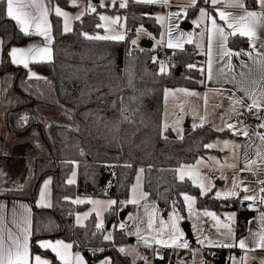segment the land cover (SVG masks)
<instances>
[{"label":"crops","instance_id":"0c3cea01","mask_svg":"<svg viewBox=\"0 0 264 264\" xmlns=\"http://www.w3.org/2000/svg\"><path fill=\"white\" fill-rule=\"evenodd\" d=\"M199 1L132 0V3L155 6L152 16L160 27L156 39L140 28L136 31L133 42L138 44L141 39L151 40L152 47H164L171 54L190 44L198 54L204 56L202 88L170 87L179 89V92H165L170 88L164 89L161 127L163 132L170 130L176 138H181L187 128L194 129L204 125L217 132L229 134L227 137L211 140L206 147L212 153L197 159L209 160L216 167V186L204 195L228 201L227 208L205 210V213L214 215L210 219L203 218L209 221V237L202 233V221L198 237L190 223L189 225L194 245L197 247V259H201L205 252H213L223 247L222 245L229 244L231 248L224 247L227 251V264H242L245 254L242 250L249 237L259 236L264 240V212L256 211L254 206L248 208V201L245 199V195L254 187L255 203L264 204V0L260 1L261 4L257 0H215L213 3H210V0ZM225 1L227 3H224ZM69 2L70 0L68 4ZM114 2L118 4L116 0H98L97 3L93 2L94 4L86 2L83 15ZM5 3L7 17L28 36L21 44L9 48L8 60L12 66L25 70L27 85L32 88L26 86L28 92H43L37 89L41 86L49 87L50 84L45 72L33 65L52 61L51 16L61 18L62 31L67 33L70 29L64 26V13L69 9L60 7L54 0H5ZM128 4L124 0V9ZM191 9L195 10L190 15ZM156 41L158 44L154 45ZM1 61L0 37V63ZM168 70V66L166 71L159 67L160 72L167 73ZM2 91L4 79L0 78V264H87L82 251L74 250L72 244L61 237H43L35 229V239L32 240L34 208L51 207V181L50 188L41 199L39 192L37 197L35 196L36 200L33 197L28 198V194L21 195L28 188L26 183L32 175L31 166L34 159H28V152L32 153L34 150L30 140H27L29 136L20 137L8 130L7 119L13 111L11 100L16 101L20 97L11 89L4 99ZM7 100L8 103H5ZM247 106L259 109L256 125L233 120V116L244 111ZM25 122L26 118L22 117L20 124ZM223 161H227V164L234 163V169L230 170L232 175L228 176L224 171L218 170L224 167ZM194 163L176 168V179L188 180L195 186L193 179L186 174V167ZM74 168L77 171L76 163L73 170ZM23 171L26 176L21 175ZM9 175L13 176V179H10ZM6 179L9 181L2 186ZM12 181L15 182L13 185L10 183ZM142 184L143 168L139 167L128 197L119 204L120 212L125 210L127 214L117 225V229L125 231L132 243L129 244L128 240L115 248L132 262L143 264L144 257L148 264H154L161 259L155 256L154 249L148 246L182 248L190 243L178 227L169 236L155 238V241L143 233V221L146 220L147 225L156 222L157 213L161 214L162 208L143 191ZM225 187L227 190H223ZM227 191L230 195H222ZM186 196L187 194L182 195V203ZM79 197L83 203L78 206H83L80 211L86 213V216L77 222L76 212V215H73L74 225L84 226L86 221L93 217L95 229L104 225L105 228L98 232H102L106 240H111L112 232L110 229L106 230L104 215L114 206V199L94 197L108 200L98 204L97 208H91L90 203H86L82 198L85 196H77L69 199L71 205L75 206L73 202ZM173 212L178 215L181 224L187 222L185 209L182 215L179 207L173 204L169 214ZM250 213L252 215L247 220L240 219ZM124 224L127 225L126 228H122ZM216 232L228 233L230 236L225 239L220 234L216 236ZM127 248L139 249L142 257L131 259L126 254ZM94 251L95 249H90L91 253ZM258 251L264 252V248ZM96 264L111 263L109 258H102Z\"/></svg>","mask_w":264,"mask_h":264},{"label":"trees","instance_id":"16d2710c","mask_svg":"<svg viewBox=\"0 0 264 264\" xmlns=\"http://www.w3.org/2000/svg\"><path fill=\"white\" fill-rule=\"evenodd\" d=\"M54 1L70 9L69 0ZM155 9V6L136 3L126 6L121 13L127 32L125 42L133 41L140 28L152 38H158L160 27L152 16ZM194 10H190V15ZM101 13L115 14L108 7H97L93 13L75 21L67 33L62 31L61 18L51 16L52 61L33 65L45 72L53 88L54 100L49 102L27 91L25 70L12 66L8 60L9 48L21 44L28 36L7 17L5 0H0V78L13 75L11 89L21 99L9 114L7 126L12 134L20 137L37 135L41 144L32 163L28 198H35L40 183L46 177L51 178V207L34 208L32 240L37 229L43 237H61L70 242L74 250L82 251L87 264H96L102 258H109L111 264H141L131 263L115 248L129 240L125 231L117 229L119 204L128 197L137 169L143 168V191L162 208L164 219L173 204L184 215L183 194L194 197L198 209H226L228 201L201 195L188 180L178 181L175 171L212 153L207 144L229 134L207 125L187 128L181 138H176L170 130L163 132L164 89L202 88L204 56L192 45H185L172 52L167 73L160 72L158 63L151 60V49L136 48L124 57V41L95 38L101 32ZM196 63L202 70L191 68ZM40 105L51 106L65 121L43 115L38 111ZM22 117L26 118L24 125L20 124ZM75 163L76 182L68 184ZM103 189L107 192L100 196ZM77 196L114 199V206L104 215L107 224L111 223V240L95 229L93 217L84 226L74 225L73 214L83 206H73L69 199ZM251 215L240 219L247 220ZM90 249L95 251L91 253ZM210 254L204 253L207 258H211ZM214 254L216 264L225 263L226 250ZM163 261L164 258L154 264Z\"/></svg>","mask_w":264,"mask_h":264},{"label":"rangeland","instance_id":"374dc122","mask_svg":"<svg viewBox=\"0 0 264 264\" xmlns=\"http://www.w3.org/2000/svg\"><path fill=\"white\" fill-rule=\"evenodd\" d=\"M116 1H118V4L116 2H114L109 6H105V7H108L109 9H111L113 12H115V14L112 15V14H106L105 13V14L99 15V18H100L99 27L101 28L102 31L100 33L96 34L95 38L103 39V40H113V41H123L125 39V35H124L125 34V20H124L125 18H123L122 14H121V13H124L123 11L125 10L124 9V6H125L124 0H116ZM214 1L215 0H210V3H213ZM260 1H262V0H257L258 3H260ZM86 2L93 3V0H70L69 4L71 6V9H69V11L64 13V21H65L64 26H65V28L68 26L70 30L72 29L73 21L80 19V17L84 14V10H85L84 5ZM224 3H227V1H225ZM137 37H138V35H137ZM157 44H158V41L154 42V45H157ZM136 48H138V47H136ZM151 60L153 62H157L158 67H160V69H164L165 71L167 70V66L169 67V65H170L168 60L156 61L155 59L152 58V56H151ZM196 62H198V61L196 60ZM191 68H194L196 70H198V69L202 70V67L198 63L193 64L191 66ZM14 78L15 77L11 74H7L3 78L4 79V91H3L4 92V99L6 98L5 94H8V95L10 94L9 91L12 88L11 86L13 84ZM27 87L31 88L30 86H27ZM37 90H39V91L42 90L43 92L38 93V92L33 91L31 93L36 94L38 97H43L45 100H47L49 102H51V100H54V92H53V88L51 85H49V87L48 86L47 87L41 86V88L40 89L38 88ZM169 90H171V91H169ZM169 90L166 89L165 92H179L178 91L179 89H177V88H170ZM20 100L21 99H18L16 101L11 100V102H12L11 103V109H14L16 107V105L18 103H20ZM5 103H8V100L5 101ZM38 111L42 114L49 116L53 120L60 121V122L65 121L63 119L62 114L60 112L56 111L55 109H53L51 106L40 105V107L38 108ZM242 124H244V123H242ZM248 125H250V124H248ZM29 137L30 138H27V140H30L31 146H32L34 151L32 153L28 152V159L33 160L38 155L39 151L41 150V144L39 143L37 135H32ZM229 156H233V155H229ZM223 163H224V165H223L224 167L220 168L218 170L224 171L226 174H228V176L232 175V172L230 170L234 169V167H235L234 163L228 162V164H227V161H223ZM30 165H31V163H30ZM215 168H216L215 165L211 161H209V160L205 161L204 159L197 160L193 165L186 167V170H188L186 174L189 175L193 179V181H194L193 183L195 186H197L199 188L201 195H204L205 193L210 192V189L214 188L216 186L215 184H216L217 175L215 174ZM202 173H204V174L206 173V174L203 175ZM21 175L26 176L24 174V171L21 173ZM180 175H182V174H180ZM9 177H10V179H13V176L9 175ZM8 181H9V179H6V181H4V182L2 181L3 182L2 186ZM50 181H51L50 177H46L40 183L38 190H37V194L39 192L40 199L43 197V194L47 193L48 188H50ZM75 182H76V169L74 168V170H72V172L69 175L67 183L74 184ZM10 183H11V185H13L15 182L12 181ZM26 185L28 186V188L25 190L24 194H21V195L28 194V196H29L31 193V187H30L31 179L26 183ZM13 188H15V187H13ZM223 190H227L226 187ZM253 190H254V187H251V190L249 191V193L245 195V199H246V201H248V204H247L248 208L253 207L255 204L256 197H255V194H253ZM37 194H36V197H37ZM222 195L228 196L230 194L227 191L225 194H222ZM80 198L81 197L76 198L75 201L73 202L75 206H78L79 204L83 203L80 201L81 200ZM82 198L84 199V201L86 203H90L91 208H97L98 204H102V202L104 203V201L108 200V199H99V198H94V197L89 198V196H85V198L84 197H82ZM35 200H36V198H35ZM183 204H184V209H185V213H186L185 219L188 223H190V225L192 226V230H193L194 234L198 237L200 230H201L202 219L204 217L210 219L211 216L214 217V215L210 214V213H205V212H207L205 210L197 209L195 206V199L192 196L187 195L183 199ZM74 214L76 215L77 222H79L81 219H83L86 216L85 215L86 213H84L83 211H75ZM155 221L156 222H154V223L150 222L149 225H147V224H145L146 220H144L143 221L144 222L143 229H142L143 233L147 237L150 236L149 239H154V241H155V238L160 239L161 237H163L165 235L169 236V234L173 233L177 227L181 230V223L179 222V217L175 212L169 214V216L166 219H163L161 214L157 213ZM73 222H74V220H73ZM252 232H254V229L252 230ZM219 234L224 236L225 239H228V237L230 236L228 233H217V232L215 233L216 236H220ZM249 234H250V232H249ZM154 236H156V237H154ZM183 238H184V236H183ZM222 246L225 247L226 249L231 248V245H229V244L222 245ZM263 248H264V240H261V237L250 236L248 243L246 244L245 248H243V250H242V251H245V254H244L243 260H242V264H264V252L258 251V250L263 249ZM125 251H126V254L131 259H136V258L138 259V258L142 257V253L139 252V249L127 248ZM119 254L124 255L120 252H119ZM142 260H143V264H148L144 257ZM131 263H135V262L131 261Z\"/></svg>","mask_w":264,"mask_h":264},{"label":"built area","instance_id":"2783aa9c","mask_svg":"<svg viewBox=\"0 0 264 264\" xmlns=\"http://www.w3.org/2000/svg\"><path fill=\"white\" fill-rule=\"evenodd\" d=\"M127 4L132 3V0H126ZM126 31V28H125ZM127 37V32L125 33V39L124 41V52L123 56H130L132 53V50L136 47L140 48L138 44L134 43L133 41H130L129 43L125 42ZM151 56L156 61L158 60H169L172 56L171 52L161 46H154L151 48ZM123 112V110H122ZM259 115V109L254 106H247V108L233 116V120L240 123H247V124H257V118ZM107 190L103 189L99 192L100 196H103L106 194ZM255 210L258 212H264V204L261 203H255L254 205ZM127 225H122V228H126ZM209 227V221L207 219L202 220V233L205 237L211 236V232L208 229ZM105 228L104 225H100L98 229L96 230H103ZM150 248L154 249L155 256H157L159 259H163L164 261L162 264H216L213 260V256H215V251H222L224 250V247H220L216 249L215 251L211 252L210 257H205L204 254H202L201 259H197L196 253H197V247L192 244H188L185 247H176V248H161V247H154V246H148ZM120 253H122L120 251ZM225 263L226 259L224 260Z\"/></svg>","mask_w":264,"mask_h":264},{"label":"water","instance_id":"95a60500","mask_svg":"<svg viewBox=\"0 0 264 264\" xmlns=\"http://www.w3.org/2000/svg\"><path fill=\"white\" fill-rule=\"evenodd\" d=\"M93 2H98V0H93ZM138 46L142 49H147V50H150L152 48V41L151 40H147V39H141L138 43ZM186 127H188V124L186 125ZM127 212L124 210V211H121L119 212L118 214V218L120 221H123L125 216H126ZM110 226H111V223L109 222L106 226V230H109L110 229ZM181 229L184 233V236H185V239L192 245H194V238L192 236V233H191V230H190V225L188 222H183L181 224ZM129 244L132 243V240H129L128 241Z\"/></svg>","mask_w":264,"mask_h":264}]
</instances>
